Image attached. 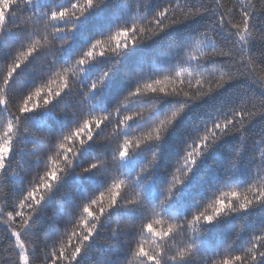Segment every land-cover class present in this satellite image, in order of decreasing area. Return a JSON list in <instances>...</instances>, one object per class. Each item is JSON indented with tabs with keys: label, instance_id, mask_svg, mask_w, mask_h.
I'll return each mask as SVG.
<instances>
[{
	"label": "snow or ice",
	"instance_id": "obj_1",
	"mask_svg": "<svg viewBox=\"0 0 264 264\" xmlns=\"http://www.w3.org/2000/svg\"><path fill=\"white\" fill-rule=\"evenodd\" d=\"M258 3L0 0L5 264H264Z\"/></svg>",
	"mask_w": 264,
	"mask_h": 264
},
{
	"label": "trees",
	"instance_id": "obj_2",
	"mask_svg": "<svg viewBox=\"0 0 264 264\" xmlns=\"http://www.w3.org/2000/svg\"><path fill=\"white\" fill-rule=\"evenodd\" d=\"M58 2H59V0H58ZM222 2L225 3L229 7L232 6V0H222ZM243 2L245 4L252 3V4H255L257 7H259L258 0H243ZM260 20L264 21V17H260ZM257 48H259V45H257ZM249 55H251L253 58H257V57H259L260 52L258 50H254ZM174 138L175 137H173V139ZM165 152H166V155H167L168 154L167 146L165 148ZM164 163L167 164V160H165ZM160 175H161V179H162L163 175H164L163 169H162ZM253 223H255V221H253ZM5 235H6V233L4 232L3 226L0 225V239H4ZM10 255L14 256V253H7V252L0 251V264H5V262L7 260V257L10 256ZM106 258L107 257H106L105 253H103L102 251H97V252L93 253V255H92V257L90 259L97 261L98 264H103V261ZM36 264H40V261H37Z\"/></svg>",
	"mask_w": 264,
	"mask_h": 264
}]
</instances>
